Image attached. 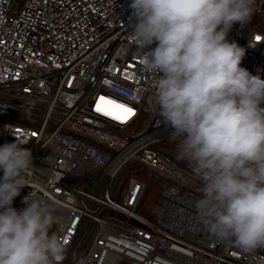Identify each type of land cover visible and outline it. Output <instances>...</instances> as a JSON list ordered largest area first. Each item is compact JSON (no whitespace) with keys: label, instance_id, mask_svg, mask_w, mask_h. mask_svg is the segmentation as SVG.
Listing matches in <instances>:
<instances>
[{"label":"built area","instance_id":"2783aa9c","mask_svg":"<svg viewBox=\"0 0 264 264\" xmlns=\"http://www.w3.org/2000/svg\"><path fill=\"white\" fill-rule=\"evenodd\" d=\"M129 4L0 0V146L17 141L32 153L12 206L44 201L67 241L62 264H264V248L244 252L199 221L203 181L177 158L179 138L158 115V76L140 63ZM227 39L264 79V0ZM100 97L135 115L122 123L98 112ZM113 104L101 106L123 115ZM145 174L161 187L149 214Z\"/></svg>","mask_w":264,"mask_h":264},{"label":"clouds","instance_id":"9594fccd","mask_svg":"<svg viewBox=\"0 0 264 264\" xmlns=\"http://www.w3.org/2000/svg\"><path fill=\"white\" fill-rule=\"evenodd\" d=\"M253 4H129L140 63L158 76V115L179 138L177 158L203 181L198 219L217 240L244 252L264 248V79L241 66L246 49L227 37L234 24L248 22ZM31 164L21 142L0 146V264H62L66 258V242L52 231L58 221L44 201L28 195L26 207L12 206Z\"/></svg>","mask_w":264,"mask_h":264},{"label":"rangeland","instance_id":"374dc122","mask_svg":"<svg viewBox=\"0 0 264 264\" xmlns=\"http://www.w3.org/2000/svg\"><path fill=\"white\" fill-rule=\"evenodd\" d=\"M139 127H140V121H139V124L130 126L129 128H127V130H135V129H138ZM143 176L144 178H146L148 182V187L146 189V192L143 198L142 212L149 214L150 212H152L156 204V201L161 192V187L158 186L157 181L153 177H150L149 174H145Z\"/></svg>","mask_w":264,"mask_h":264},{"label":"snow or ice","instance_id":"6c2138e0","mask_svg":"<svg viewBox=\"0 0 264 264\" xmlns=\"http://www.w3.org/2000/svg\"><path fill=\"white\" fill-rule=\"evenodd\" d=\"M102 104H113L112 101L106 100L104 97H100V101L97 104V111L102 112L106 116H112L114 119L120 120L122 123H126L128 119H130L132 116L135 115V111L132 108L127 107L123 104H113V106L117 109H119L120 114H116L112 111L106 110L104 107H102ZM67 243V241H65Z\"/></svg>","mask_w":264,"mask_h":264}]
</instances>
